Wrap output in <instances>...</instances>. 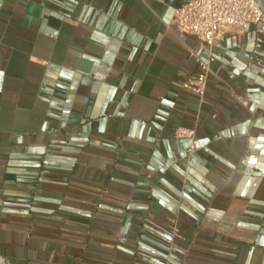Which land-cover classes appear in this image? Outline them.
Listing matches in <instances>:
<instances>
[{
    "label": "crops",
    "instance_id": "1",
    "mask_svg": "<svg viewBox=\"0 0 264 264\" xmlns=\"http://www.w3.org/2000/svg\"><path fill=\"white\" fill-rule=\"evenodd\" d=\"M189 1L0 0V264H264V23L200 101Z\"/></svg>",
    "mask_w": 264,
    "mask_h": 264
},
{
    "label": "built area",
    "instance_id": "2",
    "mask_svg": "<svg viewBox=\"0 0 264 264\" xmlns=\"http://www.w3.org/2000/svg\"><path fill=\"white\" fill-rule=\"evenodd\" d=\"M264 4V0H262ZM173 25L189 36L194 37L203 48L208 50L207 61L192 54L198 65V72L189 75L181 88L195 95L202 101L206 95L209 77L212 74L214 58L211 54L215 42L227 34L242 33L248 24L264 23V11L258 0H190L174 12ZM196 129L179 128L176 139L191 142L189 155L198 151ZM163 238L170 245L182 240L183 236L176 226L163 233ZM165 264H170V255L164 257Z\"/></svg>",
    "mask_w": 264,
    "mask_h": 264
},
{
    "label": "water",
    "instance_id": "3",
    "mask_svg": "<svg viewBox=\"0 0 264 264\" xmlns=\"http://www.w3.org/2000/svg\"><path fill=\"white\" fill-rule=\"evenodd\" d=\"M258 2L260 3L262 10L264 11V4H263L262 0H258Z\"/></svg>",
    "mask_w": 264,
    "mask_h": 264
}]
</instances>
